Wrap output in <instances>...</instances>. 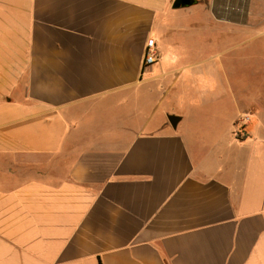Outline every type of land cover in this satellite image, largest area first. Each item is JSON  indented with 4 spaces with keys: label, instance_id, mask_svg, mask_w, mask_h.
Masks as SVG:
<instances>
[{
    "label": "crops",
    "instance_id": "1",
    "mask_svg": "<svg viewBox=\"0 0 264 264\" xmlns=\"http://www.w3.org/2000/svg\"><path fill=\"white\" fill-rule=\"evenodd\" d=\"M171 3L0 0V264H264V96L197 53L262 22Z\"/></svg>",
    "mask_w": 264,
    "mask_h": 264
},
{
    "label": "rangeland",
    "instance_id": "2",
    "mask_svg": "<svg viewBox=\"0 0 264 264\" xmlns=\"http://www.w3.org/2000/svg\"><path fill=\"white\" fill-rule=\"evenodd\" d=\"M250 1L254 4L253 8L255 10L250 14L249 20L262 22V26L257 30L264 31V0H246L242 9L245 8L246 2L249 4ZM233 5L239 6L235 2H233ZM190 6L187 5L178 9L170 8L166 14V21L184 20L183 24L186 27V23L190 22L189 20H196L197 18L200 20L203 19L201 8L199 6L191 8L192 11L189 13L188 7ZM230 17L232 21L237 20L234 15ZM202 34L206 35V37L214 38L215 41L212 44L201 45V51H197V53L201 54L202 52L201 56L208 55L209 53L222 54L215 59L214 67L211 66V69L215 70L214 79L217 82L224 80L227 84L230 83L232 87L244 85L248 86L249 89L255 88L259 92V95L264 96V35H258L259 37L249 42L243 41L240 43L246 37L254 36L253 30H247V28H241L240 30L232 29L230 34L227 32L221 34L217 29H210L205 32L201 29L198 35ZM184 36H188V33H185ZM186 46L185 43H182V45L179 43L176 46L168 44L166 54L174 58H183L186 60L190 56V54H186L185 50L188 48ZM173 95H171V98ZM155 104H152V108ZM173 108L175 106L172 100L163 101L155 107L154 115L158 117L160 114H163V117H165L164 113L168 109Z\"/></svg>",
    "mask_w": 264,
    "mask_h": 264
},
{
    "label": "built area",
    "instance_id": "3",
    "mask_svg": "<svg viewBox=\"0 0 264 264\" xmlns=\"http://www.w3.org/2000/svg\"><path fill=\"white\" fill-rule=\"evenodd\" d=\"M224 2L231 3V0H223ZM234 7H232L233 9ZM158 59V51L155 46V42L153 38H149L146 41L144 51H143V66H148L154 63ZM249 120V116L247 114L243 115L241 121L247 122Z\"/></svg>",
    "mask_w": 264,
    "mask_h": 264
},
{
    "label": "water",
    "instance_id": "4",
    "mask_svg": "<svg viewBox=\"0 0 264 264\" xmlns=\"http://www.w3.org/2000/svg\"><path fill=\"white\" fill-rule=\"evenodd\" d=\"M193 3V0H172L171 6L173 8H179L186 5H190ZM226 19L232 20L231 18L227 17ZM169 123L172 125V127H176L177 122L179 120V116L175 114H168L167 115Z\"/></svg>",
    "mask_w": 264,
    "mask_h": 264
},
{
    "label": "bare ground",
    "instance_id": "5",
    "mask_svg": "<svg viewBox=\"0 0 264 264\" xmlns=\"http://www.w3.org/2000/svg\"><path fill=\"white\" fill-rule=\"evenodd\" d=\"M231 1H232V2H235L236 4H238L239 6L242 7V5L244 4V2H245L246 0H231ZM230 5H233V4H231L230 2H229V3H227V2L224 3V6H226V7L228 8V10L231 9ZM228 12H232V11L230 10V11H227V13H228Z\"/></svg>",
    "mask_w": 264,
    "mask_h": 264
}]
</instances>
